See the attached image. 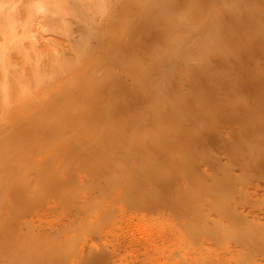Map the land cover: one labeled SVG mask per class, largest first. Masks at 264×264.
Returning a JSON list of instances; mask_svg holds the SVG:
<instances>
[{
    "label": "rangeland",
    "instance_id": "374dc122",
    "mask_svg": "<svg viewBox=\"0 0 264 264\" xmlns=\"http://www.w3.org/2000/svg\"><path fill=\"white\" fill-rule=\"evenodd\" d=\"M28 1L0 0V264H264V0Z\"/></svg>",
    "mask_w": 264,
    "mask_h": 264
},
{
    "label": "bare ground",
    "instance_id": "6f19581e",
    "mask_svg": "<svg viewBox=\"0 0 264 264\" xmlns=\"http://www.w3.org/2000/svg\"><path fill=\"white\" fill-rule=\"evenodd\" d=\"M33 1H35V0H31V1H28V3L30 4L31 2H33ZM37 1V0H36ZM44 1V0H43ZM43 1H42V3H41V1H40V6L42 7L43 5H41V4H43ZM54 1V0H53ZM55 1H57V0H55ZM60 1V0H59ZM64 1H67V0H64ZM27 2V1H26ZM49 2H52V1H49ZM26 4V3H25ZM35 4V3H34ZM33 4V5H34ZM37 5H39V4H37ZM36 5V6H37ZM1 6V5H0ZM32 6V5H31ZM25 8H26V6H24ZM30 7V6H29ZM30 8H35V7H30ZM1 8H0V14H2V12H1ZM3 11V10H2ZM29 15H30V13H29ZM32 15V14H31ZM28 16V15H27ZM27 19H32V17H29V18H27Z\"/></svg>",
    "mask_w": 264,
    "mask_h": 264
}]
</instances>
